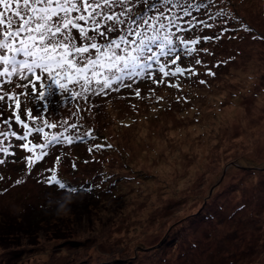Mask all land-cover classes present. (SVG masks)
Returning <instances> with one entry per match:
<instances>
[{
	"label": "rangeland",
	"instance_id": "obj_1",
	"mask_svg": "<svg viewBox=\"0 0 264 264\" xmlns=\"http://www.w3.org/2000/svg\"><path fill=\"white\" fill-rule=\"evenodd\" d=\"M205 2L211 5L207 13L193 9L197 19L216 15L218 8L225 17L183 34L215 37L230 28L223 38L196 45L211 53L198 55L215 77L182 55L180 65L198 71L196 82L181 78L178 91L137 81L133 87L143 99L122 88L87 103L72 100L51 80L36 82V95L41 82L50 84L51 95L43 102L25 100V112L31 110L41 125V117L82 124L79 133L92 130L97 139L58 145L31 169L26 157L32 153L20 146L23 140L12 138L14 155L0 153L6 160L0 165V264H264V0ZM142 5L147 7L137 0L130 15ZM220 61L227 63L213 67ZM15 79L3 87L21 91ZM157 97L163 99L157 103ZM8 119L23 135L5 104L0 126ZM45 131L50 139L63 128ZM105 142L112 148L89 153L92 143ZM53 168L58 179L77 188L67 216L54 215L46 205L49 195L67 192L43 182Z\"/></svg>",
	"mask_w": 264,
	"mask_h": 264
},
{
	"label": "snow or ice",
	"instance_id": "obj_2",
	"mask_svg": "<svg viewBox=\"0 0 264 264\" xmlns=\"http://www.w3.org/2000/svg\"><path fill=\"white\" fill-rule=\"evenodd\" d=\"M136 2L137 0H0V28L4 29L0 33L4 37L0 40V64L4 66L0 77L5 78L0 83V112L7 104L15 124L24 130L23 135H17L12 130L13 123L10 119L2 121L0 153L4 157L15 154L14 151H9L13 148L12 138L16 141L23 140L24 143L20 146L32 153V156L26 157L29 169L37 161L50 155L58 145L83 143L85 138L89 141L97 139L92 130L81 135L78 130L83 127L82 124L70 123L69 120L51 123L47 118L41 117V125L37 123L38 117L31 110L25 112V100L43 102L51 95L50 84L43 82L39 84L38 95L35 94L36 82L42 78L51 80V85L70 94L72 100L83 99L91 103L92 96L106 97L122 88L132 90L137 99H143L139 88L133 87L137 81L142 80H152L158 86L167 84L178 91L182 88L181 78L195 83L192 77H198L199 73L194 66L185 68L180 65L182 55L192 57L191 65H202L206 69L205 75L215 77L216 73L207 64H202L198 55L200 51L209 55L211 53L206 48L197 49L196 45L201 40H219L230 28H223L215 37L193 35L189 38L183 33H192L197 27L200 31L213 27L209 21L225 17L223 11L218 8L216 15L208 14L207 19H197L193 9L207 13L211 6L205 0H198L196 4L191 3V0H144L147 7L142 5V10L132 16L130 13ZM216 2L219 3V0ZM117 8L120 10L116 11ZM173 8L178 11L174 14L165 13V9L171 12ZM150 11L156 14L148 15ZM73 13L76 15H72ZM81 21L84 22L83 26L79 23ZM73 29L78 31V37ZM112 33H116V38L111 37ZM228 38L236 37L229 35ZM261 39L264 40V37ZM17 56L23 58L17 59ZM220 63L227 61H220L213 67H218ZM17 76L14 87L21 91H9L3 87V83L12 84ZM198 82L201 85L207 83L204 79H199ZM45 88L47 91H44ZM162 99L157 97L156 102L159 103ZM44 107L47 108V105ZM81 111L77 106L74 113L76 120L82 119L79 115ZM46 128H63V131H58L49 139ZM41 137L44 139L42 144L39 143ZM38 148L41 151L37 152ZM111 148L112 145L106 142L92 143L88 151L92 154ZM4 163L6 160L0 158V165ZM75 167L73 164V168ZM46 171L51 172L43 180L48 187L55 186L72 194L77 193L76 187H70L58 179L56 168ZM2 179L4 177L0 176V180ZM15 183L20 184L22 180L18 179Z\"/></svg>",
	"mask_w": 264,
	"mask_h": 264
},
{
	"label": "clouds",
	"instance_id": "obj_3",
	"mask_svg": "<svg viewBox=\"0 0 264 264\" xmlns=\"http://www.w3.org/2000/svg\"><path fill=\"white\" fill-rule=\"evenodd\" d=\"M77 197L70 193L64 192L62 195L53 197L49 195L46 198L47 208L56 216H67L71 214L72 205L76 203Z\"/></svg>",
	"mask_w": 264,
	"mask_h": 264
},
{
	"label": "trees",
	"instance_id": "obj_4",
	"mask_svg": "<svg viewBox=\"0 0 264 264\" xmlns=\"http://www.w3.org/2000/svg\"><path fill=\"white\" fill-rule=\"evenodd\" d=\"M22 229H23V228H22ZM22 229H17V230H18V231H22ZM17 230H16V231H17ZM23 230H25V228H24Z\"/></svg>",
	"mask_w": 264,
	"mask_h": 264
}]
</instances>
